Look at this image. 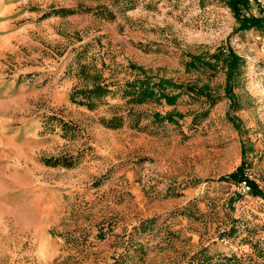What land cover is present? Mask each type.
<instances>
[{"label": "rangeland", "instance_id": "1", "mask_svg": "<svg viewBox=\"0 0 264 264\" xmlns=\"http://www.w3.org/2000/svg\"><path fill=\"white\" fill-rule=\"evenodd\" d=\"M237 26L225 0H0V264H264V198L219 179L245 160L264 192V30ZM219 46L245 59L234 110L223 70L186 66ZM82 64L111 89L92 107ZM132 65L217 99L128 101Z\"/></svg>", "mask_w": 264, "mask_h": 264}, {"label": "trees", "instance_id": "2", "mask_svg": "<svg viewBox=\"0 0 264 264\" xmlns=\"http://www.w3.org/2000/svg\"><path fill=\"white\" fill-rule=\"evenodd\" d=\"M226 5L232 12L236 22L238 23L237 29H256L264 30V15L254 0H225ZM253 4L256 5L258 13L253 12ZM77 8H64L61 7L56 9L55 13L70 14L75 12ZM102 10V8H100ZM105 10V11H104ZM102 15L112 16L110 11L103 9L100 11ZM245 65V59L240 54L236 53L230 47L226 48L223 46L217 47L213 52L202 53L199 55H190V60L187 61L186 66L188 68H200L208 69L215 72L217 69H221L225 75V93L231 94L230 110H234L236 106V100L234 99L233 89L239 82L240 76L243 72ZM137 71L138 75L131 81L125 83L123 92L129 95L128 101L131 102H144L153 100L159 102L164 99L168 104H174L178 97L183 94H191L196 96H204L212 104L217 99L211 94L208 89V85L203 84L198 86L192 83H177L169 78L154 77L147 75V73L140 67L132 65ZM80 74L83 79L90 80V84L82 86H73L69 93V98L73 102L79 104H85L88 107L94 105L93 100L102 98L110 94L111 89L109 84L104 82L101 75L98 72L90 73L86 69V65H81ZM176 116H180L179 113L174 111L167 112L164 115L154 112L153 118L157 121L167 120L169 122H175ZM103 122L111 126L121 124L122 120L120 116L113 115L110 119L104 120ZM231 120H234L232 118ZM44 162L49 165H56L60 162L64 165H71L72 162L67 156L60 157H46ZM246 162L242 160L240 164L227 175L220 176V180L232 181L233 183H239L242 180H246L250 185V194L260 196L264 198V192L258 187V185L251 180L245 173ZM203 250L198 255L189 257L184 264H220L221 260L230 262L231 264H242L241 258L235 255L225 257H205L202 255ZM126 257H113L112 261L107 264H125ZM59 264V263H57Z\"/></svg>", "mask_w": 264, "mask_h": 264}, {"label": "built area", "instance_id": "3", "mask_svg": "<svg viewBox=\"0 0 264 264\" xmlns=\"http://www.w3.org/2000/svg\"><path fill=\"white\" fill-rule=\"evenodd\" d=\"M255 3L260 8L262 14L264 15V0H254ZM238 188L243 192H249L250 191V185L247 183L246 180H242L241 182L237 183Z\"/></svg>", "mask_w": 264, "mask_h": 264}]
</instances>
